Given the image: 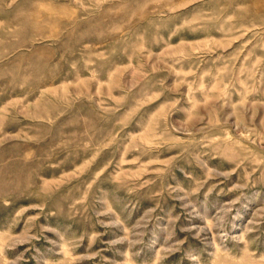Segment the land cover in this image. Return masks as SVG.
Masks as SVG:
<instances>
[{
  "label": "rangeland",
  "instance_id": "obj_1",
  "mask_svg": "<svg viewBox=\"0 0 264 264\" xmlns=\"http://www.w3.org/2000/svg\"><path fill=\"white\" fill-rule=\"evenodd\" d=\"M0 264H264V0H0Z\"/></svg>",
  "mask_w": 264,
  "mask_h": 264
}]
</instances>
